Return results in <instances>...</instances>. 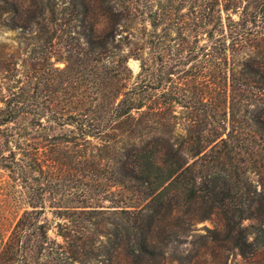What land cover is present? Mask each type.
Segmentation results:
<instances>
[{
    "label": "trees",
    "instance_id": "16d2710c",
    "mask_svg": "<svg viewBox=\"0 0 264 264\" xmlns=\"http://www.w3.org/2000/svg\"><path fill=\"white\" fill-rule=\"evenodd\" d=\"M6 33L0 190L19 188L25 206L14 227L0 217L4 264L45 210L63 221V245L42 221V264H119L118 254L159 264L163 248L212 218L215 237L257 255L264 0H0ZM54 179L75 192L53 196ZM89 234L106 239L105 251Z\"/></svg>",
    "mask_w": 264,
    "mask_h": 264
},
{
    "label": "rangeland",
    "instance_id": "374dc122",
    "mask_svg": "<svg viewBox=\"0 0 264 264\" xmlns=\"http://www.w3.org/2000/svg\"><path fill=\"white\" fill-rule=\"evenodd\" d=\"M123 35H125V33H123ZM5 37L12 38L14 37V34H4L2 37H0V42L9 43L8 41L4 40ZM19 57H21V60L25 59L23 55ZM127 64L131 69L133 76H135L139 72V63L136 60L130 58ZM55 67L62 68L63 64L57 63ZM92 156H94L97 160L104 158L103 155ZM3 179H6V177L4 176ZM44 183L45 182L42 180V189H46L44 187ZM5 185H3L2 189L0 190V217L7 218L14 227L15 223L23 213V208L21 207H24L25 205H23V202H21L20 194L22 193L19 192V188L13 189V185L10 186L9 183L6 186ZM69 187H73V189L68 191ZM50 190L53 193V196L58 195V197H60L75 192L76 187L70 181L66 180L64 182V180L54 179L50 182ZM52 202L56 203L58 201L54 202V200H52ZM107 204L108 203L105 202L104 206H107ZM37 211H39V209ZM17 214L18 216H16ZM33 216L36 218L34 220L33 231L29 232L25 238L26 240L24 239L21 242L23 243V248L14 251L11 258L12 260L9 264H42V237L40 235L39 229V226L42 225V221L45 222L47 227H50V230L48 231V236L50 239L55 240L59 244L63 245L62 238L57 236L56 227V223H63L62 220L55 218L52 212L48 210H45L44 214L36 212V214H33ZM108 222H117V220L110 218L108 219ZM215 225H217V220L214 218L198 223L186 241H183L180 244L172 243L169 244L167 248L162 249L165 260L161 261L159 264H264V246L258 251L255 257L244 259L230 243L223 241L222 238H217L212 234L211 231L214 229ZM104 227L107 228V230L113 229L112 225H104ZM85 242L88 244L92 243L93 246L99 247L101 251H105L104 247L107 246V241L102 236L95 238L94 235L89 234L86 236ZM21 243L20 245H22ZM176 246L179 248H175ZM85 252H87V249H84V253ZM120 252L122 253V250H120ZM100 257L103 258L105 256H102L101 254L99 258ZM116 261L119 264H126L128 260L121 254H118L116 256ZM155 263V260L150 261V264ZM0 264H4L3 260L1 259V255ZM83 264L97 263L93 260Z\"/></svg>",
    "mask_w": 264,
    "mask_h": 264
}]
</instances>
